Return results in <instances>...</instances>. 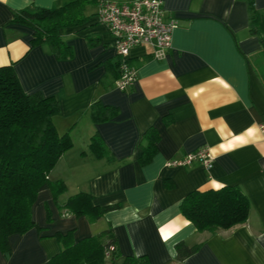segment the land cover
I'll return each mask as SVG.
<instances>
[{"label":"crops","instance_id":"crops-1","mask_svg":"<svg viewBox=\"0 0 264 264\" xmlns=\"http://www.w3.org/2000/svg\"><path fill=\"white\" fill-rule=\"evenodd\" d=\"M67 1L0 0V66L12 65L25 92L58 98L61 113L54 126L73 142L48 174L62 180L66 191L57 199L48 189L38 193L32 207L36 227L8 237L0 264H47L59 252L55 234L71 232L76 241L107 226L119 256L105 264H122L125 256H146L150 264H264V84L255 71L261 45L248 33L246 3L163 0L165 16L178 24L172 48L162 59L144 47L131 49L136 79L122 91L114 86V40L97 18V5L86 8L83 24L59 30L72 49L69 59H58L47 44L32 46V28L12 22L16 10L57 8ZM254 2L264 10V0ZM94 101L116 107L117 114L93 123ZM149 127L159 132L157 152L140 165L141 139ZM95 133L111 160L90 152ZM201 147L213 158L210 169L198 162L166 165ZM217 185L239 186L250 202L249 217L229 230L197 231L180 212L181 201L192 190ZM78 192L90 194L94 205L120 207L96 222L61 210ZM179 241L199 247L180 260Z\"/></svg>","mask_w":264,"mask_h":264},{"label":"trees","instance_id":"trees-1","mask_svg":"<svg viewBox=\"0 0 264 264\" xmlns=\"http://www.w3.org/2000/svg\"><path fill=\"white\" fill-rule=\"evenodd\" d=\"M103 0H69L57 8L34 5L16 10L12 22L32 28L31 45L47 44L58 59L72 57V49L59 35L65 27H76L86 20L85 10ZM248 13V33L257 36L261 45L260 60L254 62L255 71L264 84V10L255 6L254 0H242ZM118 58V57H117ZM120 61L114 64L119 77ZM115 78V79H116ZM93 123L112 119L116 107L94 101L90 108ZM61 113L60 102L54 95L40 92L27 93L21 87L11 64L0 66V249L8 250V237L22 234L36 227L32 207L38 193L50 190L54 199L66 191L62 180H50L48 174L60 156L73 146L68 133L59 134L53 118ZM167 120V119H166ZM169 121V120H168ZM159 132L149 127L142 135L139 164L151 162L157 152ZM90 152L97 158L111 160L113 156L101 137L95 133L89 142ZM119 204L97 206L92 196L78 192L69 196L60 206L67 214L84 216L96 222ZM180 212L197 231L214 234L246 223L250 202L237 185H225L217 189L192 190L181 201ZM47 219H50L47 212ZM59 252L47 264H105L118 256L116 238L110 226L100 232L74 240L72 233L55 234ZM199 245L179 241L175 245L176 256L183 260L193 254ZM122 264H150L146 256H125Z\"/></svg>","mask_w":264,"mask_h":264},{"label":"built area","instance_id":"built-area-1","mask_svg":"<svg viewBox=\"0 0 264 264\" xmlns=\"http://www.w3.org/2000/svg\"><path fill=\"white\" fill-rule=\"evenodd\" d=\"M97 18L113 37V47L120 61V74L114 80L118 90L128 89L136 79V69L130 64L131 49L144 47L154 59H162L172 48V34L177 20L165 16L163 0H103L97 6ZM264 130V125H261ZM194 162L207 170L213 158L206 147L186 153L166 162L167 166H186Z\"/></svg>","mask_w":264,"mask_h":264},{"label":"snow or ice","instance_id":"snow-or-ice-1","mask_svg":"<svg viewBox=\"0 0 264 264\" xmlns=\"http://www.w3.org/2000/svg\"><path fill=\"white\" fill-rule=\"evenodd\" d=\"M217 187H219V185H217Z\"/></svg>","mask_w":264,"mask_h":264}]
</instances>
